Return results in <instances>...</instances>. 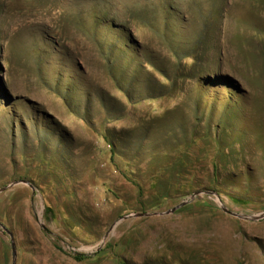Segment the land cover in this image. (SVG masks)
I'll return each instance as SVG.
<instances>
[{
    "label": "rangeland",
    "instance_id": "374dc122",
    "mask_svg": "<svg viewBox=\"0 0 264 264\" xmlns=\"http://www.w3.org/2000/svg\"><path fill=\"white\" fill-rule=\"evenodd\" d=\"M22 180L0 264H264V0H0Z\"/></svg>",
    "mask_w": 264,
    "mask_h": 264
},
{
    "label": "water",
    "instance_id": "95a60500",
    "mask_svg": "<svg viewBox=\"0 0 264 264\" xmlns=\"http://www.w3.org/2000/svg\"><path fill=\"white\" fill-rule=\"evenodd\" d=\"M19 183H27V181L22 180V181L13 182L10 185H7V186H4V187L0 188V192L8 189L9 187H12L13 185L19 184ZM198 193H200V192H195L194 194H192L190 196V200L193 199V197L196 196V194H198ZM217 196H218V194H217ZM190 200L189 199L188 200H185L184 202H182V205L185 204V203H187V202H189ZM221 207H222V210L225 211L226 213H229V214H231L233 216H236V217H239V218H245V219H251V218L252 219H260V218H264V212H262V213H260L258 215L248 216V215H244V214H240V213L233 212V211L229 210L228 208L224 207L223 205H221ZM142 215H151V214H149V213H146V214H138V216H142ZM2 227L7 232H9V234H10L12 240H13V234L8 229H6L4 225H2ZM12 246H13V264H15L16 263V245H15L14 241L12 242Z\"/></svg>",
    "mask_w": 264,
    "mask_h": 264
}]
</instances>
